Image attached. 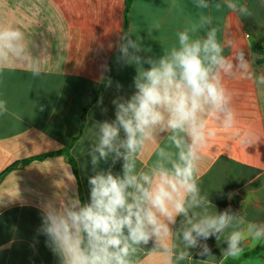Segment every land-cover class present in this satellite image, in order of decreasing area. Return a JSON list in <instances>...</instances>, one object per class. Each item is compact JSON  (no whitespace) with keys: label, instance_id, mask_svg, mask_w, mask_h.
I'll use <instances>...</instances> for the list:
<instances>
[{"label":"crops","instance_id":"crops-1","mask_svg":"<svg viewBox=\"0 0 264 264\" xmlns=\"http://www.w3.org/2000/svg\"><path fill=\"white\" fill-rule=\"evenodd\" d=\"M128 2L0 0V26L11 24L25 32L33 53L41 58L42 73L34 78L21 65L0 70V99L8 108L0 115V264H59L46 246V237L38 233L41 207L74 192L83 201L89 199L88 177L94 173L87 151L96 140L95 123L114 119L112 100L134 91L135 66L116 60L119 37L130 30L133 39L141 37L145 49L141 55L159 57L177 43L176 33L201 13L213 17L225 56L234 58L243 52L248 60L253 79L238 76L226 78L225 83L233 93L239 127L250 129L255 139L246 148L233 135L234 129L209 121L216 134L202 150L201 191L213 204L210 211L231 207L249 221H264V84L254 82L264 74V62L255 63L260 57L256 43L264 36V0H238L247 5L251 17L226 7L198 9L193 0ZM105 64L109 71L100 79ZM62 150L66 152L56 153ZM154 150L155 145H150L138 167L147 168ZM67 155L76 161L77 174ZM14 163H18L14 169L1 174ZM108 166L101 162V168ZM121 166L118 162L113 171L121 172ZM262 241L248 239L243 253L232 258L222 255L223 239H209L213 256L206 264H264V249L244 255ZM151 248L149 244L139 254V264H169L167 257ZM196 251L192 250L193 259L181 264H205L201 259L207 257L197 256Z\"/></svg>","mask_w":264,"mask_h":264},{"label":"clouds","instance_id":"clouds-1","mask_svg":"<svg viewBox=\"0 0 264 264\" xmlns=\"http://www.w3.org/2000/svg\"><path fill=\"white\" fill-rule=\"evenodd\" d=\"M193 3L198 9L226 7L252 16L238 0ZM218 31L213 17L201 13L159 57L141 55V37L133 39L130 30L119 37L116 60L135 66L134 91L112 100L114 119L95 123L96 140L87 151L94 173L88 177L89 199L82 201L74 192L41 207L38 233L59 264H139L149 244L169 264L193 259L192 250L207 257L201 259L206 264L213 256L209 239H223L222 255L232 258L243 253L248 239L264 240V221H249L231 207L210 211L213 204L200 187L202 150L216 134L209 121L234 129L244 147L255 144L254 133L239 127L233 93L225 83L238 76L253 79V74L243 52L225 56ZM13 65L26 66L34 78L42 74L41 58L25 32L8 24L0 26V70ZM106 71L108 66L101 65L100 79ZM254 82L264 84V74ZM121 87L117 83V90ZM7 112V102L0 99V115ZM150 145H155L153 158L140 168L138 160ZM101 162L109 166L101 168ZM118 162L121 172L115 173Z\"/></svg>","mask_w":264,"mask_h":264},{"label":"trees","instance_id":"trees-1","mask_svg":"<svg viewBox=\"0 0 264 264\" xmlns=\"http://www.w3.org/2000/svg\"><path fill=\"white\" fill-rule=\"evenodd\" d=\"M128 5L130 3V0H128ZM256 52L257 54L260 56L258 59L255 60L256 64H260L262 62H264V36H262L256 43ZM66 150H62V151H58L56 152L57 154H63L65 153ZM42 158V157H37ZM67 160L69 162V164L72 167V170L75 174H77V164L76 161L69 155H67ZM26 161H22V164H24ZM18 165V163H14L10 166H8L1 174H4L5 172L14 169L16 166ZM83 201V200H82ZM264 249V240L262 241V243L260 245H258L257 247H255L253 250L249 251L248 253H244V255H251V254H256L261 252Z\"/></svg>","mask_w":264,"mask_h":264}]
</instances>
